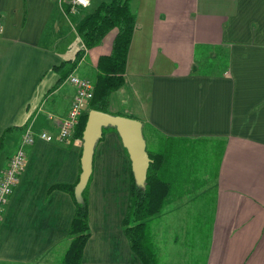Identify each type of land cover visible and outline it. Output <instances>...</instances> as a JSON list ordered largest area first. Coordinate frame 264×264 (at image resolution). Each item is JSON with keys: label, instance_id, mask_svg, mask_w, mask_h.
<instances>
[{"label": "crops", "instance_id": "crops-1", "mask_svg": "<svg viewBox=\"0 0 264 264\" xmlns=\"http://www.w3.org/2000/svg\"><path fill=\"white\" fill-rule=\"evenodd\" d=\"M72 1L0 0V138L11 127L21 132L5 138L0 177L27 130L59 133L77 91L70 77L93 73L97 82L100 58L112 53L118 29L91 50L76 31L112 0H92L87 9ZM131 8L137 23L111 114L140 120L147 148L160 139L161 149L200 148L159 214L158 263L264 264V0H132ZM82 49L61 82L59 68ZM75 132L31 147L0 223V264L64 258L75 200L52 188L78 182L83 140ZM130 167L119 134L109 131L95 149L83 264H141L123 228Z\"/></svg>", "mask_w": 264, "mask_h": 264}, {"label": "trees", "instance_id": "trees-1", "mask_svg": "<svg viewBox=\"0 0 264 264\" xmlns=\"http://www.w3.org/2000/svg\"><path fill=\"white\" fill-rule=\"evenodd\" d=\"M131 2L132 0L104 2L86 14L77 25V34L86 50L98 46L111 30L118 29L111 55L101 57L98 62V81L94 85L90 110L111 114L109 111L111 96L125 85L128 55L137 23ZM84 52L86 51L83 49L79 50L74 60L66 62L59 68L65 69L61 82L78 67L85 55ZM88 115L89 112H84L75 129V136L81 140ZM15 129L8 128L0 138V154L5 147V134ZM111 130L116 132L115 128L110 127L104 129V136ZM125 152L128 155L126 150ZM148 154L152 162L144 185L137 183L132 165L130 167L129 198L123 228L130 249L139 262L158 264L150 237L149 220L158 216L168 204L175 186L174 172L180 173L178 176L180 179L187 178L189 173L185 169L188 166L183 165V154L172 143L167 145L166 149H161L160 145L158 150L148 151ZM52 189L70 194L76 206L68 232L70 245L62 261L57 264H83L84 251L92 235L89 223V186L83 191L82 201L76 195V185H56Z\"/></svg>", "mask_w": 264, "mask_h": 264}, {"label": "built area", "instance_id": "built-area-1", "mask_svg": "<svg viewBox=\"0 0 264 264\" xmlns=\"http://www.w3.org/2000/svg\"><path fill=\"white\" fill-rule=\"evenodd\" d=\"M92 0H73L74 6L83 9L90 7ZM70 83L76 87V96L68 116L62 122L59 133L54 136L50 132L41 131L36 133L31 129L27 130L19 143L15 153L9 158L8 165L0 177V223L4 218L6 208L15 192L16 187L20 183L21 176L27 165V151L35 145L37 141L47 143L66 142L69 140L80 121L81 116L85 112V108L94 97V86L88 80L79 76H71Z\"/></svg>", "mask_w": 264, "mask_h": 264}, {"label": "water", "instance_id": "water-1", "mask_svg": "<svg viewBox=\"0 0 264 264\" xmlns=\"http://www.w3.org/2000/svg\"><path fill=\"white\" fill-rule=\"evenodd\" d=\"M115 128L123 147L131 161L135 179L144 185L151 158L147 151V142L143 134V123L135 118L118 116L91 110L83 132V151L81 157V182L87 184L92 174L97 144L104 136V129Z\"/></svg>", "mask_w": 264, "mask_h": 264}, {"label": "rangeland", "instance_id": "rangeland-1", "mask_svg": "<svg viewBox=\"0 0 264 264\" xmlns=\"http://www.w3.org/2000/svg\"><path fill=\"white\" fill-rule=\"evenodd\" d=\"M115 32H116V30H112L110 33H109V35H108V37H107V41H105L106 43L105 44H108V42H109V40H113V38H114V34H115ZM96 51H94V53L93 54H96L95 53ZM91 74L93 75V73H90L89 75H86L85 77H87V79H85V78H82L81 76H79L80 78H82V79H85V80H88L89 82H91V84L94 86L95 85V78L93 77V76H91ZM96 80L98 81V77H96ZM109 111H110V107H109ZM111 112V111H110ZM121 113H123L122 111H121ZM18 129H15V130H13V131H15V133L14 134H17V136H21V132H20V134H19V131H17ZM145 130H146V128H145ZM10 132H8V133H6L5 134V138H6V136L9 134ZM51 133V132H50ZM108 133V132H107ZM106 133V134H107ZM54 136H57L58 135V132L57 133H52ZM105 134V135H106ZM151 143V142H150ZM174 143H176V142H174ZM161 145V139L156 143V144H152V145H154V148L156 149L157 147H156V145ZM19 146V145H18ZM5 148V147H4ZM152 146H151V144H149L148 145V151L149 152H153L154 149ZM31 149V148H30ZM30 149H28V151H27V162H29L30 161V156H31V154L29 153V151H30ZM179 150V152H181V154H183V156H184V158H183V165H188V167L190 166V165H192V164H194V161H195V159H194V156L195 157H197L198 155H200V152H199V150H200V148L199 149H197L196 148V150H194V149H191V148H189V147H181L180 149H178ZM4 151V152H3ZM3 152V153H2ZM2 152H1V154H0V163H1V161H2V159L5 157V155H6V151H5V149H3L2 150ZM48 157H49V159L51 160V157L48 155ZM44 159V162H45V165H48V159L45 157V158H43ZM51 163V162H50ZM58 164H64L65 162H64V160L62 159V158H60L59 160H58V162H57ZM28 164V163H27ZM209 164H210V168H211V170H214L216 167H217V162L214 160V158L212 157V159H210V161H209ZM34 165H38L37 163H35L34 162V164H33V166ZM80 170H82V165H80ZM81 173L79 174V178H78V182H77V184H75L76 185V195H77V197H78V199L80 200V201H82V194H83V191L85 190V188H87L88 186L91 188V186H93L94 185V180H96V178H97V173H96V171H94V164H93V169H92V174H91V178H89L90 180V182L88 183L87 182V184L85 183V184H83L82 182H81ZM177 176H180V173H177L176 171L174 172V179H176L177 178ZM179 184L180 183H178L176 186H173V188L174 189H177V188H179ZM173 189V190H174ZM161 214V213H160ZM158 217H159V215L158 216H154L153 218H151L150 220H149V223H148V226H149V231H150V237H151V240H152V242H153V240H154V242L156 243V247H157V245H158V243H160V240H161V231H159V225L161 224V220H158ZM159 240V241H158ZM153 246H154V244H153ZM157 256V255H156ZM159 264V263H158Z\"/></svg>", "mask_w": 264, "mask_h": 264}]
</instances>
